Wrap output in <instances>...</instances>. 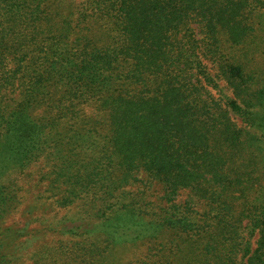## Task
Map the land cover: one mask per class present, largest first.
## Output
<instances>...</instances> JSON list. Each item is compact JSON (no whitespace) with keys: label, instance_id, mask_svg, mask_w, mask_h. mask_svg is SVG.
Returning <instances> with one entry per match:
<instances>
[{"label":"trees","instance_id":"obj_1","mask_svg":"<svg viewBox=\"0 0 264 264\" xmlns=\"http://www.w3.org/2000/svg\"><path fill=\"white\" fill-rule=\"evenodd\" d=\"M263 36L264 0H0V224L40 158L95 219L57 221L30 264H264Z\"/></svg>","mask_w":264,"mask_h":264},{"label":"rangeland","instance_id":"obj_2","mask_svg":"<svg viewBox=\"0 0 264 264\" xmlns=\"http://www.w3.org/2000/svg\"><path fill=\"white\" fill-rule=\"evenodd\" d=\"M86 2L87 0H74L77 8L85 5ZM260 50L261 51H258L256 55V65L260 69H264V43L261 45ZM204 62L208 63L205 60ZM211 92L214 97H219L221 99L224 98L222 101H225L231 96L228 88L222 81H219L218 87L211 90ZM231 119L237 126H242L240 121L233 115H231ZM49 172L50 166L47 164L45 159L40 158L38 161L32 163L25 171L13 173L11 176V179H13L17 185L20 204L0 224V232H3L6 228H10L15 231H20V234H22V236L17 239L22 258L18 260L16 264H30L28 257L35 249L44 244L57 243L62 239L58 234L48 231L50 226L55 224L57 221L63 218L75 219L77 222L80 220L83 221V219H88L80 218V215L84 216L82 212L79 213V215H76L79 210L76 204L64 208L57 205L56 201L59 199L61 194L59 190H56L51 186L50 177L48 176ZM144 177L145 176L143 174H138L137 178L143 182L132 184L131 186H128V189L132 191H145L147 194L153 195L150 199L160 197L161 191L159 186L152 184L150 187L149 184H145ZM186 193L187 192H181L177 200H185L187 198ZM93 220L91 218L83 222L80 221V223L82 222L81 228H84L87 224L90 225L91 223H95ZM250 241L251 244L255 241V235L250 237ZM143 252L144 247L139 246L138 248L136 247L130 250H120L118 255L121 257L119 259L125 262L127 257H130V255L132 257L130 260H134Z\"/></svg>","mask_w":264,"mask_h":264}]
</instances>
